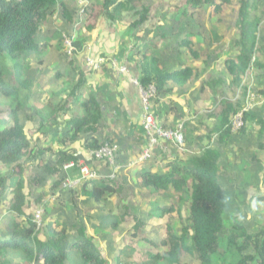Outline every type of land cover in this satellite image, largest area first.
Segmentation results:
<instances>
[{
    "label": "trees",
    "instance_id": "16d2710c",
    "mask_svg": "<svg viewBox=\"0 0 264 264\" xmlns=\"http://www.w3.org/2000/svg\"><path fill=\"white\" fill-rule=\"evenodd\" d=\"M99 1H101L99 6L91 3L88 8L87 29L92 30L97 19L104 16L111 23H122L129 31L135 30L134 44L131 48L134 50L123 52L127 53L129 59L135 57V68L143 86L153 84L157 89V96H169L174 92V88L184 90L193 86L199 75L193 71L192 66H184V63L185 60H197L200 54L196 47H190L188 41L182 39L179 42L180 47L168 48L171 53L167 56L162 55V58H159L155 51L158 41L164 40L165 34L160 37L154 36L147 41L148 46L145 50H139L142 43L137 42L139 31L136 29L142 28L146 23L154 0ZM182 2L186 9L191 11L188 15L192 20L198 18V12L202 7L207 6L212 12L219 14L223 7L228 6L229 9L233 6L232 0H182ZM234 7L237 16L235 23L240 28V33L231 40L230 46L238 52V55L235 59H227L223 65L230 71L228 73L234 76L233 84L236 85L239 82L238 75L244 74L247 66H251V58L257 51L256 33L260 21L257 20L256 13L250 15L251 3L247 0L240 1L237 7ZM57 9L59 16L67 25L74 23L75 13L69 11L62 0H0V197L8 189V181L14 184L11 198L5 199L3 203L0 199L3 207V211L0 209V218L7 219V221L0 220L2 226H0V264H108L106 253L99 249L93 237L85 234L84 229L75 228L73 225L67 227L65 221L59 218L54 226L44 227L41 224L38 227L33 214L27 215L24 212L26 206L28 207L27 195L23 192L24 181L29 185L30 183L39 185L46 179L52 181V199L56 203L53 205V210H56L59 204H65L64 198L57 195L63 181L62 165L76 162V157L63 149L50 148L47 152L33 144L31 137L24 133V126L19 119L21 113L26 114L28 110L31 112L33 108L31 98L34 95L33 85L36 80L34 75L37 70L29 65L30 60L42 65L43 56L47 55L54 40L58 42L57 47L54 48L63 49L59 32L53 31L51 35L47 33L45 37L42 32L44 27L50 26L49 20ZM173 15L175 16L176 13L168 12L161 19L166 21ZM177 15L185 31L189 23L183 21L187 11ZM126 18H130V23ZM190 31L191 29L187 33L191 35ZM259 39H264V36ZM150 42H153L152 47L149 45ZM85 43V37L78 38L74 43V58L68 62L72 71L80 69L77 57L82 53ZM130 51L136 52L132 56ZM101 55L106 56L104 53ZM107 69L113 72V69L107 65L102 66L98 72ZM76 73L78 78L70 90V101L85 83L82 70ZM56 80H64V76L61 73L56 74ZM54 96V93L52 96L50 93L45 107L38 112L39 132L44 127L45 121L48 122L49 117L57 119L62 111V106L52 105L51 100ZM221 106L223 108L220 128L226 131L219 136V140H224L227 135L230 136V116L236 110L226 101H223ZM75 107H80L83 116L70 120L69 126L73 130L72 140L78 138L79 132L82 135L93 132L97 122L101 120V105L95 98L83 100ZM27 120L29 123L32 122L30 117ZM107 142L112 141L105 139L97 143L90 140L85 143V147L94 150ZM186 143L188 146V138ZM65 144L66 141L60 146L65 147ZM45 153L50 154V158H44ZM217 161V153L209 150L200 156H191L184 162L175 163L165 174H154L146 169L135 173L139 190H148L153 194L162 190H172L177 201L172 206L163 205L152 209L155 217L152 220L156 219L164 223V236L159 240L158 245L153 242L152 233L142 228V222H146L143 214L135 216L131 227L125 229L134 239V243L140 241L150 248L158 249L155 254L150 251L145 252L147 260L140 264H179L182 256H190L197 264H264V225L253 232L249 230L247 232L241 225L233 223L230 218H224L228 202L223 189L216 182ZM39 168L42 169L41 174L35 172V176L29 179L33 176L34 170ZM103 176L104 180L94 183L88 193L94 202L117 199L123 194L125 186L128 188L124 181L110 179L108 171ZM118 177L123 179L122 175ZM17 178L20 179L18 184ZM81 186L84 189L88 188L85 184ZM69 193L74 195V191ZM152 193L151 198L154 197ZM40 199H36L34 205L37 206ZM69 200L72 201L71 197ZM184 207H186V216L184 221H181ZM4 211L5 214L2 216ZM20 217L22 223L18 221ZM123 221L124 218H121L117 223ZM174 225L179 227L177 231L173 229ZM43 228H46L47 232L42 234L41 239L38 235ZM113 230L118 231L116 228ZM124 248L113 258V264H129L121 257L129 258L133 250Z\"/></svg>",
    "mask_w": 264,
    "mask_h": 264
},
{
    "label": "rangeland",
    "instance_id": "374dc122",
    "mask_svg": "<svg viewBox=\"0 0 264 264\" xmlns=\"http://www.w3.org/2000/svg\"><path fill=\"white\" fill-rule=\"evenodd\" d=\"M240 1L242 0H232L234 4ZM247 2L251 3L252 10H250V15L256 13L257 20L260 21L258 23V32L256 33L257 45L255 47L257 48V51L251 58V66H247L244 74L238 75L239 82H237L236 85L233 84L234 76L231 75V73H228L230 71H228L227 67H224L223 65L224 61H226L227 59H235L238 55V52L230 46L231 40L235 37H238V33H240V28L235 23L237 20V16H235L234 6L236 5L231 6L229 9L228 6L223 7L219 14H217L216 12H212L211 9L207 6L202 7L201 11L198 12V18L196 20H192L188 15L191 11L189 9H186L185 4L182 2V0H154L153 4L155 6L153 5L152 8H150L148 22L142 28L136 30L139 31V37H141V39L145 41L144 43L142 42V49H145L148 46L147 41L151 40L154 36L160 37L162 34H165L166 37H164V41H158V47H156L155 53L159 54L160 56L163 53L165 56H167L168 49L166 46L176 48V42L181 37L185 36L189 29H191L190 32L195 37L194 41L196 42V45H194V47H196L197 52L200 54V58H198L197 60H185L184 66L191 65L192 67H190L193 69V71L197 72L196 74L201 75V77L198 76L197 85L193 83V86L190 88H186L184 90L179 88L177 92L172 93L174 95L173 98L177 96L179 100L182 99L181 101H177L179 105L176 102H172L171 98V101H168L167 104L169 106H172L173 104L174 106H181L182 109H186L189 113H191L193 110H196L193 112L192 117H195L198 122L204 125L206 124L208 131L213 128L210 131L211 134L209 135L210 139H212L213 135L216 133V129L218 126L217 116L221 112V103L223 101H226L227 104L231 105L232 109L236 110V112H234V114L230 116L231 128L233 132L230 133V136H236L232 138V144H234V142L236 141H241L243 137H245L246 146L249 147L251 145L254 146L253 141L256 139L259 120L264 119V39H259L264 36V0H247ZM69 7L72 9V6L69 5ZM185 10L187 11V15L185 16L183 21L189 22L185 29L186 32L183 31L182 24L180 23V17L178 18L177 15V13H181ZM168 12H175L176 15H173L169 19L170 21H163L161 18ZM129 19L130 18H126L127 22H129ZM60 23L62 24V21H60ZM124 27L126 26L124 25ZM60 29L62 30V34L67 36L68 38L69 35H72V40L74 42L79 38H75V36L72 34V28L69 25H64ZM53 31L55 30L51 25L44 27L42 32L46 36L47 33H50L51 35ZM124 31L125 28L120 32L119 36L123 37V47L130 49L134 41L131 42L132 39L125 36ZM197 37H200V39H197ZM80 38L83 37L81 36ZM152 43L153 42L149 43L150 47H152ZM57 44L58 42H56L55 40L51 42V46L49 47L47 55L44 54L41 61L42 65H47L40 67L41 73L35 77L39 79L41 87L45 85V89L47 87H50V89L53 88L55 90L53 93L56 94L54 97H58L57 101H59V99L63 97V91L61 89L63 86H60L62 80L57 82L60 84L58 86L52 83L50 84V81L54 80L53 75L55 70H58L59 72L61 70L65 74H68L70 71L69 69H67V66L61 64L57 65L59 68H57L56 66L50 69L51 65H55L54 63H63V60L65 59V56H63L59 52L60 50H56L54 48L55 46L57 47ZM61 52L63 51L61 50ZM232 53L234 56H232ZM116 57L122 60L124 58V52L119 56L117 55ZM29 65L33 67L38 64H36L35 60H30ZM70 77L71 74L69 75V78ZM64 79L66 78L64 77ZM214 79L222 80L221 85L213 83ZM206 81L209 88L205 85ZM199 90H202L201 93L198 92ZM198 93L201 100L196 102L195 98L198 99ZM210 97L214 98V103L219 102V104H212L209 100ZM79 99H82V96L78 97V101ZM205 100H208V102H206ZM38 105L40 106L41 104L38 103ZM31 106L33 107L31 112L37 109L36 105L33 102ZM59 106L63 105L59 104ZM153 110L156 112L155 109ZM62 112H64V110H62L59 114V121L60 123H65L63 118L66 117L67 119L70 117L68 115L63 116ZM180 114L183 115V110L180 112ZM80 115V117H82L83 113H81ZM192 117L184 119L186 120V122L184 120H179L175 124L179 127L181 135L184 129L186 130L187 123L196 122L192 119ZM66 124L69 126L70 121H68ZM26 127H29V123H27ZM242 129L244 130V132L246 131L244 135L240 133ZM67 130H70V126L69 128H67ZM71 134L72 132L69 133V136L66 137L65 140L67 141L68 146L73 143ZM59 135L60 137L56 141L62 140L63 133H60ZM47 138L48 136L46 135L41 139L46 140ZM31 139L37 140L34 143L39 142V138L37 136L33 135V138ZM215 140L216 141L214 142L213 147L217 146L218 138L216 137ZM203 144H205V140ZM238 144L241 145V142H237L234 146H237ZM200 146L202 145L200 144ZM187 150L188 156H200L202 153L197 142L193 144L192 148L187 147ZM232 150L233 147H228V151ZM189 153H192V155H190ZM44 155V158H50V154L45 153ZM179 158L183 159V156L179 155ZM79 162L80 164L84 163L82 159H79ZM253 170L254 169L251 168L242 169L239 171V177L250 176V171ZM35 172L37 174H41L42 169H36L33 173ZM221 173L224 174L223 171ZM134 175L135 172H133L132 169L126 170L122 173L123 181L125 184L127 183L126 185L128 186V188L125 186L126 191L124 190L123 194L120 195L117 199H105L102 204L106 210L97 211L95 209V206L93 204L91 205L89 201L88 203L84 202V200L76 201V203L79 204L78 208L81 209V205L84 207V209L88 207L86 214L84 216H80L77 209H74V215H69L67 213L62 220L65 221L67 227L73 225L75 228H80V226L90 225V219L96 218L98 220V229L96 230L97 239L98 242L100 241L104 246L103 248L104 252L107 255L108 264H113V258L120 254L121 250H123V247H125L124 249L133 250V253L129 258L122 257V260L124 262H129V264H140L147 260V257L145 256V252L147 251H150L153 254L156 253L155 249L146 246L142 242L134 243V239L131 237L129 232L125 230L126 228L131 227L133 218L138 214H143V216L147 219L146 222L151 220L146 214L149 211V208L144 203V200H148L151 198V191L139 190L136 180L134 179ZM74 176L75 174H73L72 178ZM224 178L225 175H221V177L219 178V181H221V185L226 187L225 192L226 196L228 197V207L227 209H225L226 211L224 218H230L233 223L241 225L244 229L247 230V232L248 230L249 232H253V230L258 227L259 220H261V216L256 215L254 212V210H258L257 204L259 203L257 200H253L252 193L250 192L253 189L245 190L247 184L237 185L230 182L227 183L224 181ZM118 181L121 182L122 178H119ZM170 193L171 194L160 196L162 202L166 203V206L176 204L175 202H173L174 195L172 194L174 193L171 191ZM37 194L38 190H36V192L34 193V197H36ZM242 194H246L248 196V199L246 201L240 200ZM237 202H239L240 204L237 205ZM157 203L159 202L155 201L153 205H156ZM72 208L69 209L72 210ZM31 210L29 211H31L32 213L34 211H37L38 206H32ZM49 215L47 216L46 214V217L43 216L42 224L49 217ZM117 216H123L124 218L123 227L119 229L118 233L114 232L113 230L114 227L121 226L119 223H115V217ZM185 216L186 207H184L180 220L184 221ZM3 221H7V219ZM163 224L164 223L159 220L149 222L148 229L150 230V233L155 234L154 237H152V240L154 242H157L158 238L162 236ZM93 226H95V224H93ZM173 229L177 231L179 227L174 225ZM101 231H103V236L100 235ZM39 238L42 239V235H40ZM70 239H72V236L70 237ZM179 264L197 263L190 256H182L179 260Z\"/></svg>",
    "mask_w": 264,
    "mask_h": 264
},
{
    "label": "crops",
    "instance_id": "0c3cea01",
    "mask_svg": "<svg viewBox=\"0 0 264 264\" xmlns=\"http://www.w3.org/2000/svg\"><path fill=\"white\" fill-rule=\"evenodd\" d=\"M90 3L99 4V0H89ZM95 23V22H94ZM124 31V35L129 37L126 34V27L122 23H111L105 19L104 16H100L95 24V27L91 29H84L81 31L77 37L85 36L86 43L83 45L82 53L77 57V64L80 66V69H75L74 71L71 70L69 64L63 63L62 65L67 66V69H69V73L65 74L64 72L60 71L61 74L66 78L61 81V84H63L62 95L57 101L58 97L55 98L52 101V105L61 104L63 116L68 115L70 118L64 117L63 120L65 123H60L59 116L57 119H53L52 117H49L48 122L45 121V125L42 128V131H38V112L42 107H45L47 98L49 97V94L55 91L53 88L50 89V87H47L45 89V85L41 87L39 79L35 80V85H33V97L31 98V102H33L37 109H35L31 113H21L19 116L20 122L24 126V133L33 138L34 136H37L39 138V142L34 143L37 141L36 139H32V143L36 144L40 147L42 150H46L47 152L51 149H63L67 151L71 156L76 157V159H82L84 163H86L89 168L96 170L99 174H105L108 171V168H105V165L102 162H98L90 158L89 151L91 149H88L85 147V143L87 141H95L97 143L103 142L105 139H109L112 141V143L115 145L117 150V176L122 175V173L126 170L132 169L133 172H137L140 170H152L153 172H160L162 170V166L171 160H175L178 154V152L174 148H169L168 152L163 151L161 146L154 152L153 158L150 161L146 162H139V157L145 148L146 140L144 136V132L141 126V103L139 101L137 89L132 84L131 80L138 78V71L135 68V57L127 58V53L124 52V58L118 59L116 57L117 55H121L124 50H134L131 49L133 47V44L130 49L124 48L123 44V37H120L119 34L121 31ZM130 38V37H129ZM132 39V38H131ZM134 40L132 39L131 42ZM136 51H130V55L133 56ZM104 53L105 55L116 58L119 60L120 64L125 66L127 68V73L120 74L115 69H113V72L110 70L106 71H100V72H93L89 70L84 65V59L86 56H96L101 55ZM162 55H164L162 53ZM162 55L160 56L158 54L159 58H162ZM55 65H51L50 69L57 66V63H54ZM47 64H44L42 66L35 65L33 68L37 70L36 73H41V68ZM57 68H59L57 66ZM210 69V68H209ZM60 70V69H59ZM82 70L84 73V79L85 83L84 85L76 92V95L72 101L70 96V90L72 87H74L75 82L78 78V75L76 72H79ZM204 70V69H203ZM58 70L54 71V74ZM73 74V77L69 78V75ZM201 77V75H199ZM60 80H52L50 81V84L60 85L57 83ZM196 80L194 82L195 85H197ZM222 80L214 79L213 83L221 85ZM207 81L205 83L206 87ZM209 88V87H208ZM60 89V90H61ZM173 91H176V88L173 89ZM202 90H199L198 92L201 93ZM199 93L197 94L198 99L195 98V101L198 102L201 100L199 97ZM55 94V93H54ZM56 95V94H55ZM82 96V99H79L78 97ZM173 94H170L169 96H161L157 102L155 103V110L156 114L158 116L159 123L165 127H173L177 121L188 119L193 116V112L196 110H193L191 113H189L186 109H182L181 106H178L177 101H181L178 99V97L173 98ZM90 97L95 98L97 102L101 105V120L97 122V125L95 126V130L91 133H87L85 135H82V133L79 132L77 135L78 138L73 140V143L68 146V143L66 141L65 147L60 146L62 142L66 140V137L69 136V133L73 132V130H67L68 125L66 124L68 121H70L72 118L81 116V109L80 107H75V105H79L83 100H88ZM51 98V97H50ZM176 102L178 105L169 106L167 103L168 101ZM210 102L214 105H218V103H214V98L210 97ZM208 102V100H205ZM38 103L41 105L39 106ZM75 104V105H74ZM176 107V108H175ZM183 110V115L180 114V112ZM185 110V111H184ZM25 115V116H23ZM32 119V122L29 123L27 120L28 117ZM221 117H222V106H221V112L217 116L218 120V126L216 129V132L222 128H220L221 124ZM66 119V120H65ZM195 123H187L186 128V134L188 136L189 140V147L192 148L193 144L195 142L198 143L199 149L203 152L213 150L218 155V161H217V174L218 178L221 177V175H225L224 181L227 183H234V184H247L246 189H253L250 192L252 193L253 200H257L259 204L258 210L255 211L256 215L261 216V220H259V225L255 230L259 229L262 225H264V119L259 120V126L257 127V133H256V139L253 141L254 146L251 145L249 147L246 146V138L243 137L241 141H236L234 144H232V138L236 136H229L226 137L224 140L217 141V146H214V142L216 141L217 133H215L210 139L209 135L211 134L210 131H208V128L206 124H202L195 119V117H192ZM186 122V120H184ZM27 123H29V127L27 126ZM246 132V131H245ZM244 130L241 131V134H245ZM36 133V134H35ZM60 133H63V138L60 141H56L60 137ZM66 134V136H64ZM48 136V138L45 140H42L41 138L44 136ZM240 135V134H237ZM242 135V136H243ZM41 136V137H40ZM215 137V138H214ZM214 138V139H213ZM218 138V137H217ZM56 141L52 142L51 141ZM71 140V139H70ZM205 140V144H203ZM46 141V142H45ZM62 141V142H61ZM237 142H241V145L238 144L237 146H234ZM47 145H46V144ZM54 144V145H53ZM59 146H58V145ZM200 144L202 146H200ZM53 145V146H49ZM228 147H233L232 151H228ZM192 155V153H189ZM183 156V155H182ZM191 156L185 155L183 156V160H186ZM47 160V159H46ZM161 167V168H160ZM251 168L254 169L253 171H250V176L247 177H239V171L242 169ZM30 171V170H28ZM224 172L221 173V172ZM75 172L73 171L69 173V176L72 177ZM5 174V173H4ZM32 173H30L31 175ZM29 179H32V177L35 176V173L32 174ZM135 179V177H134ZM20 179L17 178V184ZM99 181H93L91 183H86L85 185L88 186L87 189L81 188L80 186L78 189L73 190L74 195H71L69 193V190H61L59 189L57 191V195H61V197L64 198L65 204H59L57 206L56 210H53L54 199H51L52 191H51V184L49 180H44V183L41 184H33L30 183L29 185L27 182L24 181V188L23 192L27 195V205L24 209L25 214H31L30 211L32 206L34 205V201L38 198H41L39 200V203L37 206L40 207L41 210L44 211L43 216L46 217L49 215V217L45 220V226L52 225L54 226L57 222V219L63 220L65 215L68 213L69 215H74V209H77L80 216H84L87 212L86 207L81 205V209L78 208L79 204L76 203V201L84 200V202L88 201L90 204L95 206V209L97 211H104L106 210L103 207V204L101 202H94L90 197L88 196V193L91 191L94 183H98ZM123 182V179L122 181ZM247 182V183H246ZM15 183V182H14ZM249 183V184H248ZM256 183V185H255ZM254 184V185H251ZM8 189L3 193V195L0 197L1 202H5V199L11 198V192L13 190L14 184L11 181L7 182ZM38 190V194L36 197H34V193ZM245 192V191H244ZM75 196V197H74ZM71 197V200L69 198ZM248 196L246 194H242L240 200H247ZM2 203H0V209L3 211ZM236 203V202H235ZM240 203L237 202V205ZM235 206V204H234ZM74 207V208H72ZM250 207V206H249ZM69 208H72L70 210ZM250 209V208H249ZM251 210V209H250ZM29 211V212H28ZM5 214V211L2 213V216ZM250 214V212H249ZM2 218V217H1ZM0 218V220H2ZM123 218V216H117L115 217L116 222H120V219ZM18 221L22 223V218H18ZM91 224L80 226V229L85 230V234L87 236L93 237L97 246L99 249L104 252V246L103 244L97 239V232L98 229V220L96 218L90 219ZM95 224V226H93ZM121 227H123V222L119 223ZM1 226V225H0ZM44 226V227H45ZM2 227V226H1ZM48 228V227H46ZM43 228L42 231H40V235H42L44 232H47V229ZM109 228V226H108ZM117 229V233L119 232L120 227H114V229ZM253 230V231H255ZM102 232H100V235H102Z\"/></svg>",
    "mask_w": 264,
    "mask_h": 264
},
{
    "label": "clouds",
    "instance_id": "9594fccd",
    "mask_svg": "<svg viewBox=\"0 0 264 264\" xmlns=\"http://www.w3.org/2000/svg\"><path fill=\"white\" fill-rule=\"evenodd\" d=\"M64 5L66 6V8L69 9V11H72L73 13H75V20L73 21L74 23L72 25H70V27L72 28V34L75 36V38H77L78 35H80L79 33L81 31H83L84 29H87V27L89 25H86V18H87V13H88V8L90 7L91 3L89 2V0H62ZM101 2V1H100ZM239 2H237L236 4L233 3V5H238ZM72 6V9L69 7ZM100 5V3L98 4V6ZM76 6V7H75ZM58 10L57 9V12L52 16V18L49 20L50 21V26L52 25L53 26V29L55 30V32H59L61 34V39H62V45H63V49H61L63 52H61V50L59 51L63 56H65V59L63 60V63H67L69 61H71L73 58H74V41L72 40V35H69V38L65 35L62 34V30L60 29L62 26L64 25H67L63 19H61V17L59 16L58 14ZM251 10V9H250ZM150 15V14H149ZM62 21V24L60 23V21ZM148 22V17H147V21L146 23ZM145 23V24H146ZM144 24V25H145ZM127 29V27H126ZM135 30L133 31H129L128 29L126 30V33L128 34V36L130 38L133 39V33H134ZM50 34V33H49ZM187 35V36H186ZM185 36L181 37L177 42H176V47L179 46V42L183 39L185 41H188L190 43V47L191 46H194L196 45V42L194 41L195 40V37L189 33H187ZM140 34H138V37H137V42L138 43H142L143 42V39H141V37H139ZM43 37H45V35L43 34ZM82 37H85V36H82ZM197 39H200V37H197ZM134 40V39H133ZM163 40V39H162ZM164 41V40H163ZM183 46V45H182ZM158 47V45H157ZM167 49L168 48H171V47H168L166 46ZM184 47V46H183ZM172 49H176V48H173ZM140 51H143L145 49H142L141 47L139 48ZM171 52L168 50V54L169 55ZM88 59H92L93 61L95 62H98L99 63V60L102 59V62H100V66L98 68H94L92 65H88L87 63V60ZM63 63H57L58 64H63ZM84 65L85 67H87L89 70L93 71V72H98L102 66L104 65H107L108 67L110 68H113L115 69L118 73L120 74H125L127 73V68L123 65L120 64L119 60L116 59V58H112V57H109V56H102V55H96V56H86L85 59H84ZM39 66H42V65H39ZM191 66V65H189ZM61 71V70H60ZM61 72L57 71L54 75H53V78L56 79V74H59ZM40 74V73H39ZM38 73H36L34 75L37 76ZM35 79H38L37 77H35ZM132 84L135 86V88L137 89V93H138V97H139V101L141 103V126H142V129H143V132H144V136H145V140H146V145H145V148L143 149L140 157H139V162H146V161H150L152 158H153V155H154V152L161 146V148L163 149V151L165 152H168V149L169 148H174L178 154H180V156H185L187 155L188 153V150H187V147H189V145L187 146V143H186V138H188L187 134H186V130L184 129V131L182 132V140L180 142H177V141H174V140H169L168 138H165V137H162L158 134V131H163V132H175V131H179L180 132V129L178 126L174 125L173 127H168V128H165L163 127L160 123H159V120H158V116L157 114L155 113V111L153 109H155V103L157 102L158 98L161 97V96H157V89L156 87L153 85V84H148L146 86H143L141 83H140V78H135V79H132L131 80ZM135 82L137 84H135ZM154 87L155 89V92L154 94L150 97L149 99V110H148V113L149 115L152 117L153 119V128L152 130L150 131V133H148V131L145 129L144 127V116H145V110H144V106H143V103H142V99H141V95H140V92H139V87H142L144 89H147L148 87ZM177 90H179L178 88H176V91L174 92H177ZM173 92V93H174ZM33 109V108H32ZM32 111V110H31ZM28 113H31L30 111ZM230 125H231V120H230ZM226 129L222 128L220 130H218L216 133H217V137L219 139V136L221 134H223V132H225ZM232 132V128H230V133ZM233 133V132H232ZM225 137V136H224ZM227 137H229L227 135ZM151 140H154L155 142L151 144ZM108 146L109 148H111L113 150V155H112V161L113 163L111 164V162L107 159H102V160H97L94 158V156L92 155V153L96 150H98L99 148L103 147V146ZM90 158H92L93 160L95 161H98V162H102L104 165H105V168L106 166H108V173H109V178L110 179H119V177L117 176L118 172H117V150H116V147L115 145L110 142V143H105V144H101L99 147H97L96 149L94 150H90L89 151V154ZM184 159V158H183ZM181 158H179V156H177V158L175 160H171V161H168L166 162L163 166H162V170L160 172H153L152 170H150L151 173H154V174H165V172H167L169 170V168H171L175 163L177 162H184L186 160H183ZM68 164H72L73 167L71 169H68V170H64L63 167L68 165ZM81 166H85L87 167L91 172H93L96 177L93 178V179H86V180H82L81 179V173H80V167ZM161 168V167H160ZM75 172V176L72 178L69 176V173L71 172ZM61 177H63V181L61 183V190H69V191H73L75 189H78L81 185L83 184H86V183H91L93 181H99V180H104V176L103 174H99L97 173L95 170H92L91 168H89V166L86 164V163H83V164H80L79 160L76 159V162H70V163H65L62 165V172H61ZM67 178H70V179H75V178H79L80 179V183L78 186H76L75 188L73 189H68V188H63V183L66 181ZM216 182L219 184V186L223 189L224 193H225V197L227 198V202H228V197L226 196V192H225V189L226 187L225 186H222L221 185V181H219V178H218V174H217V171H216ZM171 192H173L172 190H170ZM170 191H159L157 192V194H152L154 195V197L148 199V200H144V203L146 204V206H148L149 208V211L146 213L148 215V218H150L151 220L150 221H154L152 220L153 218H155L153 216V208L154 207H162L163 205H166V203L162 202L160 196L161 195H168V194H171ZM174 193V192H173ZM174 195V201L173 202H177L176 201V196L175 194H172ZM51 199H52V196H51ZM157 201L159 203H157L156 205H153V203ZM169 204V203H168ZM172 206V205H170ZM40 207L42 206H38V210L37 211H34L32 214L34 216V221L36 222L37 219H36V215L39 214V219H40V223L36 224L38 225V227L42 224V219H43V214H44V211L40 209ZM227 207H228V204H227ZM226 207V208H227ZM30 210V209H29ZM32 211V210H31ZM31 211L29 213H31ZM144 217V216H143ZM145 220L146 217H145ZM156 220V219H155ZM142 222V228L147 230L148 232H150V230L148 229V225H149V222ZM136 223H140V222H136ZM43 226H45V223H43ZM163 226V225H162ZM155 234L152 233V237H154ZM164 236V231H163V234L160 238H158L157 242H154L156 245H158L159 243V240L161 238H163ZM140 242V241H139ZM144 243V242H142ZM153 249H155V252H157V248L156 247H153ZM122 258V257H121Z\"/></svg>",
    "mask_w": 264,
    "mask_h": 264
},
{
    "label": "built area",
    "instance_id": "2783aa9c",
    "mask_svg": "<svg viewBox=\"0 0 264 264\" xmlns=\"http://www.w3.org/2000/svg\"><path fill=\"white\" fill-rule=\"evenodd\" d=\"M100 62H102V59L99 60V63L93 61L92 59L87 60L88 65H92L94 68H98L100 66ZM135 84H137V83L135 82ZM139 92H140L142 103H143L144 110H145L144 127L148 131V133H150V131L153 128V124H152L153 119L148 113L149 99L154 94L155 89L152 86L148 87L147 89L139 87ZM158 134L162 137L168 138L169 140H174L177 142H180L182 140V135L179 131H175V132L158 131ZM154 142H155L154 140H151V144ZM92 155L97 160L107 159L111 162V164L113 163V161H112L113 150L106 145L99 148L98 150L94 151L92 153ZM72 167H73L72 164H68V165L64 166L63 169L68 170V169H71ZM80 173H81V179L82 180L93 179L96 177V175L93 172H91L85 166L80 167ZM80 182L81 181L79 178H75V179L67 178L62 186H63V188L73 189L76 186H78ZM35 217L37 219V221H36L37 224H39L40 223L39 214H37Z\"/></svg>",
    "mask_w": 264,
    "mask_h": 264
}]
</instances>
